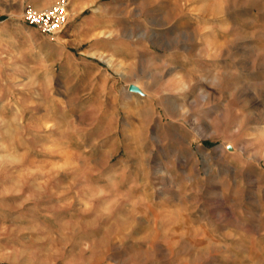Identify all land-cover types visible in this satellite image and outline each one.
I'll return each mask as SVG.
<instances>
[{
	"label": "rangeland",
	"instance_id": "1",
	"mask_svg": "<svg viewBox=\"0 0 264 264\" xmlns=\"http://www.w3.org/2000/svg\"><path fill=\"white\" fill-rule=\"evenodd\" d=\"M0 264H264V0H0Z\"/></svg>",
	"mask_w": 264,
	"mask_h": 264
},
{
	"label": "built area",
	"instance_id": "2",
	"mask_svg": "<svg viewBox=\"0 0 264 264\" xmlns=\"http://www.w3.org/2000/svg\"><path fill=\"white\" fill-rule=\"evenodd\" d=\"M67 13V2H61L52 9L43 12L29 10L23 16V21L29 26L38 28L45 35L53 36L63 28Z\"/></svg>",
	"mask_w": 264,
	"mask_h": 264
},
{
	"label": "bare ground",
	"instance_id": "3",
	"mask_svg": "<svg viewBox=\"0 0 264 264\" xmlns=\"http://www.w3.org/2000/svg\"><path fill=\"white\" fill-rule=\"evenodd\" d=\"M106 62V61H105ZM108 63H109V61H107ZM133 88V90H135V91H131L130 89H129V92H136V88L135 87H132ZM141 88V87H140ZM140 88H139V90H140Z\"/></svg>",
	"mask_w": 264,
	"mask_h": 264
},
{
	"label": "water",
	"instance_id": "4",
	"mask_svg": "<svg viewBox=\"0 0 264 264\" xmlns=\"http://www.w3.org/2000/svg\"><path fill=\"white\" fill-rule=\"evenodd\" d=\"M130 90H131V91H135V90H133L132 86H130Z\"/></svg>",
	"mask_w": 264,
	"mask_h": 264
}]
</instances>
